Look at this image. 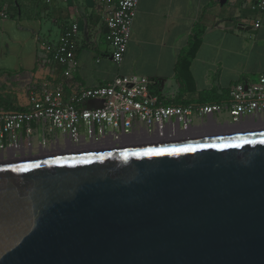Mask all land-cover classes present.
I'll return each instance as SVG.
<instances>
[{
	"label": "water",
	"instance_id": "1",
	"mask_svg": "<svg viewBox=\"0 0 264 264\" xmlns=\"http://www.w3.org/2000/svg\"><path fill=\"white\" fill-rule=\"evenodd\" d=\"M0 264H264V131L0 163Z\"/></svg>",
	"mask_w": 264,
	"mask_h": 264
},
{
	"label": "crops",
	"instance_id": "2",
	"mask_svg": "<svg viewBox=\"0 0 264 264\" xmlns=\"http://www.w3.org/2000/svg\"><path fill=\"white\" fill-rule=\"evenodd\" d=\"M259 1L226 0L222 5L220 0H140L128 50L118 66L105 37L110 7L101 0H19L22 9L18 16L0 18V71H22L19 83L21 75H28L17 90L20 96L53 79L62 83L70 96L124 75L151 79L162 95L172 98L180 91L175 64L200 21L205 33L191 65L197 94L190 97L196 99L201 91L230 89L247 81L245 76L264 75V12L253 11ZM12 6L11 0L0 1L4 10ZM75 21L80 24L77 67L65 77L64 69L46 50L40 51L39 45L56 42ZM258 22L260 27L256 28ZM47 28V33L56 35L48 43ZM24 96L28 101L29 95ZM259 132L258 125H234L227 113H221L181 140Z\"/></svg>",
	"mask_w": 264,
	"mask_h": 264
},
{
	"label": "built area",
	"instance_id": "3",
	"mask_svg": "<svg viewBox=\"0 0 264 264\" xmlns=\"http://www.w3.org/2000/svg\"><path fill=\"white\" fill-rule=\"evenodd\" d=\"M139 1L101 0L110 7L105 37L118 66L128 50ZM253 11L264 12V0ZM0 18L8 19V12L0 10ZM79 34L80 24L75 21L56 42L46 45L47 54L64 69L65 77L77 67ZM156 86L151 79L120 75L110 83L68 96L57 79L45 81L31 91L24 111L0 110V163L115 150L145 142L172 143L221 113H227L234 125H258L264 131V75L257 82L237 83L230 89L231 102L215 105L169 104L176 97L155 93Z\"/></svg>",
	"mask_w": 264,
	"mask_h": 264
},
{
	"label": "trees",
	"instance_id": "4",
	"mask_svg": "<svg viewBox=\"0 0 264 264\" xmlns=\"http://www.w3.org/2000/svg\"><path fill=\"white\" fill-rule=\"evenodd\" d=\"M11 1L13 6L8 9L6 8V11L9 16L16 17L19 15L22 7L19 0ZM3 9L4 7H0V10ZM204 33L205 26L200 21L197 22L187 46L183 49L175 64V78L180 85V91L175 99L169 101V104L187 107L190 105H215L231 102V88L222 90L214 88L209 91L199 92L196 99L190 97V95L197 94L191 74V65L201 48ZM21 73L22 71H0V110L24 111L26 109V106L22 104L20 93L18 91L16 92L13 85L9 83V80L18 78ZM31 91L32 90H28V95H30ZM153 91L158 93L159 88L155 87Z\"/></svg>",
	"mask_w": 264,
	"mask_h": 264
},
{
	"label": "rangeland",
	"instance_id": "5",
	"mask_svg": "<svg viewBox=\"0 0 264 264\" xmlns=\"http://www.w3.org/2000/svg\"><path fill=\"white\" fill-rule=\"evenodd\" d=\"M47 31H48V28L45 30V33H47ZM47 38L45 39V41L48 43V41H51V40H53V39H55V37H56V35L54 34V33H52V34H50V33H47ZM45 45H46V43H42L41 45H39L40 46V51H43V50H45L46 48H45ZM41 48L43 49V50H41ZM5 70H7V69H5ZM11 71V70H10ZM27 77H28V75L27 74H24V75H21V77H20V83H19V81L17 82V78H14V79H11V80H9V83L11 84V85H13V88L15 89V91L17 92V90L19 91V90H21V84H22V82L23 81H25L26 79H27ZM246 77V79H247V81H249V82H257L258 80H259V76L258 75H254V76H245ZM243 82V81H242ZM232 88V87H231ZM160 92H161V95H162V91H158V93L160 94ZM22 94V96H21V100H22V104H23V106H26V102L28 103V101H27V99H28V97H27V99H26V97L24 96V95H26V94H28V93H26V92H22L21 93Z\"/></svg>",
	"mask_w": 264,
	"mask_h": 264
},
{
	"label": "bare ground",
	"instance_id": "6",
	"mask_svg": "<svg viewBox=\"0 0 264 264\" xmlns=\"http://www.w3.org/2000/svg\"><path fill=\"white\" fill-rule=\"evenodd\" d=\"M146 143H147V142H145V144H146ZM136 144H138V143H136ZM145 144H144V145H145ZM135 146H136V145H135ZM135 146H132V147H135ZM130 147H131V146H130ZM123 148H127V147H122V148H120V149H123Z\"/></svg>",
	"mask_w": 264,
	"mask_h": 264
},
{
	"label": "snow or ice",
	"instance_id": "7",
	"mask_svg": "<svg viewBox=\"0 0 264 264\" xmlns=\"http://www.w3.org/2000/svg\"><path fill=\"white\" fill-rule=\"evenodd\" d=\"M185 151H187V150H191V149H184ZM158 154H162V153H158Z\"/></svg>",
	"mask_w": 264,
	"mask_h": 264
},
{
	"label": "flooded vegetation",
	"instance_id": "8",
	"mask_svg": "<svg viewBox=\"0 0 264 264\" xmlns=\"http://www.w3.org/2000/svg\"><path fill=\"white\" fill-rule=\"evenodd\" d=\"M144 144V143H143ZM124 147H128L127 145H125ZM130 147V146H129ZM69 156V155H68Z\"/></svg>",
	"mask_w": 264,
	"mask_h": 264
}]
</instances>
